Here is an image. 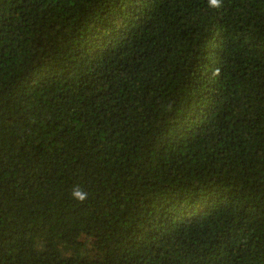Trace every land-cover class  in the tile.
I'll return each instance as SVG.
<instances>
[{
    "label": "trees",
    "instance_id": "trees-1",
    "mask_svg": "<svg viewBox=\"0 0 264 264\" xmlns=\"http://www.w3.org/2000/svg\"><path fill=\"white\" fill-rule=\"evenodd\" d=\"M0 264H264V0H0Z\"/></svg>",
    "mask_w": 264,
    "mask_h": 264
},
{
    "label": "clouds",
    "instance_id": "clouds-1",
    "mask_svg": "<svg viewBox=\"0 0 264 264\" xmlns=\"http://www.w3.org/2000/svg\"><path fill=\"white\" fill-rule=\"evenodd\" d=\"M209 3L215 8L221 7V0H209ZM72 197L80 202H83L88 198V193L77 187L73 190Z\"/></svg>",
    "mask_w": 264,
    "mask_h": 264
}]
</instances>
